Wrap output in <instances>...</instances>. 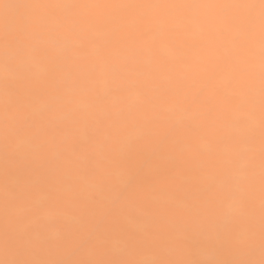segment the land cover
Masks as SVG:
<instances>
[{"label":"snow or ice","instance_id":"snow-or-ice-1","mask_svg":"<svg viewBox=\"0 0 264 264\" xmlns=\"http://www.w3.org/2000/svg\"><path fill=\"white\" fill-rule=\"evenodd\" d=\"M0 190V264H264V0H0Z\"/></svg>","mask_w":264,"mask_h":264},{"label":"bare ground","instance_id":"bare-ground-1","mask_svg":"<svg viewBox=\"0 0 264 264\" xmlns=\"http://www.w3.org/2000/svg\"><path fill=\"white\" fill-rule=\"evenodd\" d=\"M25 162L21 161V165ZM143 169L138 165L129 163L118 168L110 179L104 184L102 190L97 194L93 201L92 214L96 218L104 217L113 207H125L126 216L122 217L120 223L122 226L131 229L134 227L132 217L134 210L127 201L129 191L140 181ZM3 192L0 190V221L3 219ZM79 220H70L62 215L53 217L46 222L48 234L55 239H65L69 236L70 230L79 226ZM198 238L193 236L189 243L195 245ZM44 258L76 260L85 258L83 255L68 256L64 254H52ZM109 259H117L119 257L110 256ZM211 258V257H210Z\"/></svg>","mask_w":264,"mask_h":264}]
</instances>
